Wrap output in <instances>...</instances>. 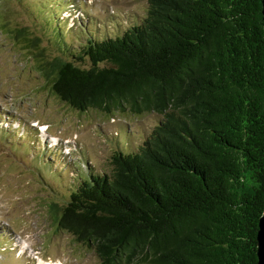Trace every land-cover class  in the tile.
Here are the masks:
<instances>
[{
	"label": "trees",
	"instance_id": "trees-1",
	"mask_svg": "<svg viewBox=\"0 0 264 264\" xmlns=\"http://www.w3.org/2000/svg\"><path fill=\"white\" fill-rule=\"evenodd\" d=\"M5 31L38 46L24 27ZM62 37L52 58L37 53L51 95L78 112L157 120L139 144L116 145L108 171L80 174L64 202L48 204L55 228L99 264H256L261 0H147L115 36L70 52Z\"/></svg>",
	"mask_w": 264,
	"mask_h": 264
},
{
	"label": "rangeland",
	"instance_id": "rangeland-1",
	"mask_svg": "<svg viewBox=\"0 0 264 264\" xmlns=\"http://www.w3.org/2000/svg\"><path fill=\"white\" fill-rule=\"evenodd\" d=\"M146 5L147 0H0V264H99L92 249L55 228L48 204L64 202L80 174L108 171L116 145L139 144L157 117L107 118L74 110L44 85L37 53L42 50L47 59L58 54L53 41L58 44L62 35L69 52L88 38L115 36L142 17ZM19 27L39 37L37 47L5 31Z\"/></svg>",
	"mask_w": 264,
	"mask_h": 264
},
{
	"label": "water",
	"instance_id": "water-1",
	"mask_svg": "<svg viewBox=\"0 0 264 264\" xmlns=\"http://www.w3.org/2000/svg\"><path fill=\"white\" fill-rule=\"evenodd\" d=\"M261 14L263 19V28H264V0H261ZM256 264H264V208L259 217L258 221V230L256 235Z\"/></svg>",
	"mask_w": 264,
	"mask_h": 264
},
{
	"label": "bare ground",
	"instance_id": "bare-ground-1",
	"mask_svg": "<svg viewBox=\"0 0 264 264\" xmlns=\"http://www.w3.org/2000/svg\"><path fill=\"white\" fill-rule=\"evenodd\" d=\"M42 127V126H41ZM44 128H47V126H45ZM44 128H42V129H44ZM50 264H54V263H50Z\"/></svg>",
	"mask_w": 264,
	"mask_h": 264
}]
</instances>
